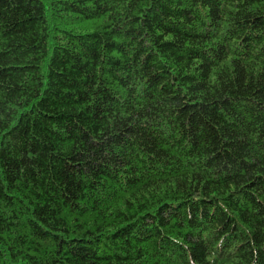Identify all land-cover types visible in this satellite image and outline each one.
<instances>
[{"label":"trees","instance_id":"trees-1","mask_svg":"<svg viewBox=\"0 0 264 264\" xmlns=\"http://www.w3.org/2000/svg\"><path fill=\"white\" fill-rule=\"evenodd\" d=\"M0 264H264V0H0Z\"/></svg>","mask_w":264,"mask_h":264}]
</instances>
